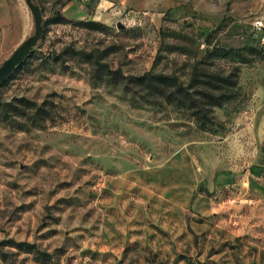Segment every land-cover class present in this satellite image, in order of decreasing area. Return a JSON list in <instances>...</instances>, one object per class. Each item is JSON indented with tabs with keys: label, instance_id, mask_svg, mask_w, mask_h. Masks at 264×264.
I'll list each match as a JSON object with an SVG mask.
<instances>
[{
	"label": "rangeland",
	"instance_id": "1",
	"mask_svg": "<svg viewBox=\"0 0 264 264\" xmlns=\"http://www.w3.org/2000/svg\"><path fill=\"white\" fill-rule=\"evenodd\" d=\"M35 2L42 36L0 86V264H264L254 0ZM34 33L0 0V66Z\"/></svg>",
	"mask_w": 264,
	"mask_h": 264
},
{
	"label": "trees",
	"instance_id": "2",
	"mask_svg": "<svg viewBox=\"0 0 264 264\" xmlns=\"http://www.w3.org/2000/svg\"><path fill=\"white\" fill-rule=\"evenodd\" d=\"M54 19H58L60 21H66L71 22L72 19H70L68 16H66L62 11L57 13L54 16ZM84 24L87 25H95V26H101L99 22L97 21H84ZM217 48L224 49L226 51H230L231 49L226 46H218ZM109 72L111 74H115L116 71H113L109 69ZM131 82L139 85H144L150 89H162L164 91V87H176L175 93H180L184 95V97H188V86H184L180 79L175 75H167L164 73H153V72H146L143 75L135 76L131 78ZM160 86V87H157ZM162 86V87H161ZM209 99L212 105H217L220 103V97L215 96L212 93L209 94ZM18 245H22L23 243H17Z\"/></svg>",
	"mask_w": 264,
	"mask_h": 264
},
{
	"label": "water",
	"instance_id": "3",
	"mask_svg": "<svg viewBox=\"0 0 264 264\" xmlns=\"http://www.w3.org/2000/svg\"><path fill=\"white\" fill-rule=\"evenodd\" d=\"M29 8L32 11L35 20V33L25 39L12 53V55L6 59L0 66V86L10 77L14 70L26 59L33 48L40 40L44 24L41 7L35 2V0H26ZM119 24V27H122Z\"/></svg>",
	"mask_w": 264,
	"mask_h": 264
},
{
	"label": "crops",
	"instance_id": "4",
	"mask_svg": "<svg viewBox=\"0 0 264 264\" xmlns=\"http://www.w3.org/2000/svg\"><path fill=\"white\" fill-rule=\"evenodd\" d=\"M253 5H254L253 7H255V10L260 11V15L257 16V17L264 20V0H254ZM98 17L99 18H103L104 15L103 14H99ZM187 181H190V180L187 179Z\"/></svg>",
	"mask_w": 264,
	"mask_h": 264
},
{
	"label": "built area",
	"instance_id": "5",
	"mask_svg": "<svg viewBox=\"0 0 264 264\" xmlns=\"http://www.w3.org/2000/svg\"><path fill=\"white\" fill-rule=\"evenodd\" d=\"M255 27L257 35L262 38V41L264 42V20L263 19H257L255 21Z\"/></svg>",
	"mask_w": 264,
	"mask_h": 264
}]
</instances>
